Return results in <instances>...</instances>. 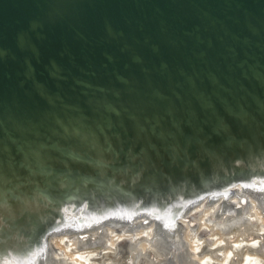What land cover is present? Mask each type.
<instances>
[{
    "label": "water",
    "instance_id": "1",
    "mask_svg": "<svg viewBox=\"0 0 264 264\" xmlns=\"http://www.w3.org/2000/svg\"><path fill=\"white\" fill-rule=\"evenodd\" d=\"M241 193L264 208V0H0V264L153 221L182 262Z\"/></svg>",
    "mask_w": 264,
    "mask_h": 264
},
{
    "label": "bare ground",
    "instance_id": "2",
    "mask_svg": "<svg viewBox=\"0 0 264 264\" xmlns=\"http://www.w3.org/2000/svg\"><path fill=\"white\" fill-rule=\"evenodd\" d=\"M240 197L247 202L240 203ZM231 199L239 203L236 212L223 210L220 200L194 208L189 221L182 222L185 259L175 264H264V208L250 193ZM154 226V221L133 231L106 226L86 238L52 234L51 258L42 264H167L176 254L159 243Z\"/></svg>",
    "mask_w": 264,
    "mask_h": 264
}]
</instances>
